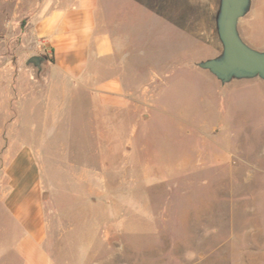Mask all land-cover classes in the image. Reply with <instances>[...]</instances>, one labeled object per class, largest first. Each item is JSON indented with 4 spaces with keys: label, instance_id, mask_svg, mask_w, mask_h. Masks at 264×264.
<instances>
[{
    "label": "rangeland",
    "instance_id": "374dc122",
    "mask_svg": "<svg viewBox=\"0 0 264 264\" xmlns=\"http://www.w3.org/2000/svg\"><path fill=\"white\" fill-rule=\"evenodd\" d=\"M56 1L0 0V238H12L15 226L4 200L17 181L3 169L2 153L18 140L7 136L17 135L19 115L33 129L44 109L45 79L24 64L41 53L29 25L45 2ZM219 4L97 0L99 29L127 41L126 82L151 81L153 61L162 91L156 106L138 100L117 114L106 110V118L139 120L122 122L119 139L109 140L104 201L94 197L96 186L78 188L84 197L76 199L72 187L57 185L66 172L42 170L29 191L41 200L49 242L63 233V264L77 257L76 235L88 236L89 260L105 264H264V79L223 82L199 66L222 52ZM237 32L264 51V0H250ZM18 85L26 100L20 106Z\"/></svg>",
    "mask_w": 264,
    "mask_h": 264
},
{
    "label": "crops",
    "instance_id": "0c3cea01",
    "mask_svg": "<svg viewBox=\"0 0 264 264\" xmlns=\"http://www.w3.org/2000/svg\"><path fill=\"white\" fill-rule=\"evenodd\" d=\"M100 17L97 0H57L45 2L29 25L30 38L47 58L40 72L45 79L44 109L42 118H35L33 129L19 115L17 135L7 136L17 138V145L3 149V169L17 182L4 200L15 226L12 238L10 232H2L0 264H63L59 253L65 249L60 243L63 233L56 235L57 244L49 242L41 200L29 192L38 185L40 172H66L65 183L57 185L72 187L76 199L84 197L78 188L96 186L94 197L104 201L105 178L100 172L106 169V156L111 153L109 140L119 139V124L139 120L106 118V110L117 114L138 100L156 106L162 88L155 62L148 65L151 81L127 83L132 72L127 73L131 56L127 41L101 31ZM118 17L116 13L114 24ZM17 70L19 77L20 62ZM17 91L20 106L26 102L21 98L25 92L19 85ZM76 122L81 123L77 132L72 130ZM63 123L66 128L58 129ZM76 236L77 257L65 264H105L89 260L88 236Z\"/></svg>",
    "mask_w": 264,
    "mask_h": 264
},
{
    "label": "water",
    "instance_id": "95a60500",
    "mask_svg": "<svg viewBox=\"0 0 264 264\" xmlns=\"http://www.w3.org/2000/svg\"><path fill=\"white\" fill-rule=\"evenodd\" d=\"M250 0H220L216 19L217 35L222 45L221 55L201 61L199 66L207 69L220 81L235 77H259L264 79V51H257L245 44L237 32V22L249 6ZM47 58L33 54L25 64L40 74Z\"/></svg>",
    "mask_w": 264,
    "mask_h": 264
}]
</instances>
